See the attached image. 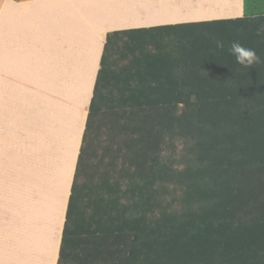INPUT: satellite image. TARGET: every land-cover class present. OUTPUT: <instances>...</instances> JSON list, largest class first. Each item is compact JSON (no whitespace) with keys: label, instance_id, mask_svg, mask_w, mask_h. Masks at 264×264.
Listing matches in <instances>:
<instances>
[{"label":"trees","instance_id":"obj_1","mask_svg":"<svg viewBox=\"0 0 264 264\" xmlns=\"http://www.w3.org/2000/svg\"><path fill=\"white\" fill-rule=\"evenodd\" d=\"M58 264H264V12L108 33Z\"/></svg>","mask_w":264,"mask_h":264},{"label":"crops","instance_id":"obj_2","mask_svg":"<svg viewBox=\"0 0 264 264\" xmlns=\"http://www.w3.org/2000/svg\"><path fill=\"white\" fill-rule=\"evenodd\" d=\"M262 12L264 0H0L1 264H58L108 33Z\"/></svg>","mask_w":264,"mask_h":264},{"label":"rangeland","instance_id":"obj_3","mask_svg":"<svg viewBox=\"0 0 264 264\" xmlns=\"http://www.w3.org/2000/svg\"><path fill=\"white\" fill-rule=\"evenodd\" d=\"M39 89H35L33 88V94L31 95L32 103L33 106L35 105L36 100H34V97L36 96L35 94L37 93V91ZM36 91V92H35ZM20 140L23 141L24 140V136H20ZM23 145V143H21ZM3 171L2 169H0V212L2 213V215H4V219L5 222L2 221V224H0V230L2 229V231H0V245H3V243L7 242V226H6V218H7V188H8V181L11 178L10 176H6L4 178V175L2 174ZM2 226V227H1ZM1 264V262H0Z\"/></svg>","mask_w":264,"mask_h":264},{"label":"clouds","instance_id":"obj_4","mask_svg":"<svg viewBox=\"0 0 264 264\" xmlns=\"http://www.w3.org/2000/svg\"><path fill=\"white\" fill-rule=\"evenodd\" d=\"M229 51L235 58L236 63L245 68L254 66L260 60L254 49L245 47L236 41L231 43Z\"/></svg>","mask_w":264,"mask_h":264}]
</instances>
